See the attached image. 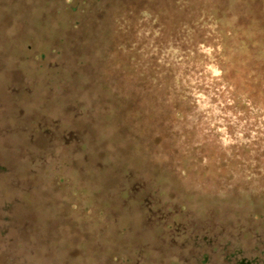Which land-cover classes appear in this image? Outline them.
<instances>
[{
    "label": "rangeland",
    "instance_id": "1",
    "mask_svg": "<svg viewBox=\"0 0 264 264\" xmlns=\"http://www.w3.org/2000/svg\"><path fill=\"white\" fill-rule=\"evenodd\" d=\"M263 75L264 0H0V264H264Z\"/></svg>",
    "mask_w": 264,
    "mask_h": 264
},
{
    "label": "trees",
    "instance_id": "2",
    "mask_svg": "<svg viewBox=\"0 0 264 264\" xmlns=\"http://www.w3.org/2000/svg\"><path fill=\"white\" fill-rule=\"evenodd\" d=\"M194 26L195 27L192 28L193 32H195L197 30L199 32L205 31L206 35H210L214 31L215 28L219 27L218 23L216 21H211V22H209V21H194ZM192 41H190V42H192L195 50H197L200 46H203L204 48H206L208 50L207 51V54H208L207 63L203 64V68L205 69V72H206V74H208L209 78L216 80V77L218 78L222 72V69H220L218 64L216 63V59H218L219 63H221V60L224 61L226 59V57L223 55V50H225L223 43L221 42V43H213L212 44V41H210V40L209 41H207V40L198 41V40H194L193 38H192ZM219 50H220V52H219ZM223 71L225 74V72H226L225 69ZM250 78H252V77H250ZM255 84H256V90L258 92L260 89L263 90L264 75L261 77L260 81L255 80ZM237 93H239V92H237ZM240 94H243V95H241L242 101L240 104L245 105L248 108L249 107L252 108V111H250V112L252 114H254V117H255L254 119L257 120V123L255 122V124L259 125L261 123H264V117H262L264 114H262L261 110L255 105V103L251 104V103H249L250 100L243 99V97L246 95V92L240 93ZM250 96L252 98L255 96V94L253 93ZM159 200L163 201L162 199H159ZM151 204L152 205H150V206H149V204H147V208H146L147 212L149 214L148 218L151 222H153L155 220L153 216H162V219H163L162 221H164L165 224H167L169 226L176 225L177 217H179L180 214L177 210H174V207H169V208L163 209L161 206V204H162L161 202H157L155 204L152 202ZM161 211H163L162 215H157Z\"/></svg>",
    "mask_w": 264,
    "mask_h": 264
}]
</instances>
